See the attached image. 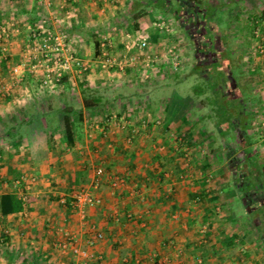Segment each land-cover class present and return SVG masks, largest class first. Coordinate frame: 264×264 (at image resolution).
<instances>
[{
	"label": "crops",
	"instance_id": "obj_1",
	"mask_svg": "<svg viewBox=\"0 0 264 264\" xmlns=\"http://www.w3.org/2000/svg\"><path fill=\"white\" fill-rule=\"evenodd\" d=\"M173 1H176V5ZM233 1L243 3L244 0ZM157 2H162L161 8H164L160 15L146 8V5ZM58 6L54 7L53 4L46 7L38 0H0V22L11 18L18 23L21 31L27 32L33 25L36 27L43 17L49 18L55 30L68 33L70 49L81 46L77 55L88 67L85 72L73 68L52 87L42 86L40 74L29 70L24 71L20 78H14L17 85L7 76L1 80L6 94L0 98V126L4 127L0 158L6 159L8 172L20 174L21 182L26 174L34 173L32 180L37 179L42 187L32 192L36 200L23 211L0 216V224L6 227L7 232V240L3 241L5 245L1 246L0 243V264H187L191 257L185 256L187 242L184 240L190 238H186L187 233L180 232L179 225L182 224L183 230L185 220L196 222L199 217L202 224L199 228L202 229L192 235L191 240H194V246L202 247L196 252L204 259L200 264H223L219 263L222 257L217 252L227 255L229 262L225 264H250L249 260L240 263L241 254H248L252 249V246L243 244L245 232L232 230L235 223L243 224L246 219L236 222V218L230 216V241L225 235L224 240L221 238L217 241L219 237L209 231L210 225L212 229L216 227L213 224L220 222L224 228L226 218L222 216L218 219L220 221L209 218L208 223L212 221L210 225L203 222V216L207 215L203 214L204 209L208 208L210 202L202 205L203 212L199 215L189 213V218H182L180 208H184L185 199L190 198V189H185L183 179L175 182L169 178L172 173L180 177L186 175V163L179 155L180 148L177 145L176 152H173V148H168L169 142L172 147L174 141L180 144L187 141L200 143V136L205 134L202 131L204 127L199 128L200 133H195V130L193 133L192 130L200 118L206 116L210 119L211 115L207 112L212 111L207 107L209 101L204 98L211 92L209 87L196 91L199 95L190 91L184 93L183 88L178 90L182 87V80L188 78L190 73L195 80L205 77L210 81V66L222 61L224 67L221 68L225 71L222 78L217 79L219 84L214 81L213 86L218 90L212 89L216 93L218 91V101L221 104L230 102V80L232 91L239 92L241 96V91L245 90L242 86L244 83H239V76L234 71L235 61L231 57L230 43H226V37H230V0H204L199 8L185 5L180 0H74L68 8ZM174 6L175 17L182 19L180 35H177L175 24L169 17L172 16L169 11L174 10ZM67 11L72 18L67 17ZM213 11L214 14L209 15ZM218 12L225 14L224 24L222 20L217 22L214 18ZM261 13L264 18V11ZM137 14L142 17H137ZM146 14L150 15V20L145 17ZM153 15L164 17L171 29L167 32L154 26ZM245 20L242 25L237 22L232 25L236 31L245 28L247 35V29L253 30L254 23L260 20L255 19V14H249V19ZM129 26L134 30L132 32L143 30L149 33V47L161 48L157 53L148 50L149 54L159 56L155 67L149 68V78L143 77L146 69H143L141 62H138L140 69L126 67L118 72L117 67L103 70L97 62L99 42L104 36L110 41V50L121 59L122 38L117 40V36L129 32ZM187 29L190 31L187 32ZM206 30H211L213 35L208 36ZM221 31L227 35H221ZM185 39L193 41L199 48L200 43L204 44L202 54L197 49L192 56H184V46L187 49L190 45H183ZM207 39L214 40L213 46L209 45L210 42L205 45ZM26 41L29 42V39ZM171 46L177 50L180 64L185 68L187 64L190 66L196 62H204L205 68L201 72H193L192 69H200L199 64L192 67L189 73L178 76L177 70L171 69L169 61L161 57L164 50ZM217 54H223L224 59ZM240 55L239 52V60ZM1 70L5 69L0 66ZM165 92L169 95L166 96ZM240 96L237 104L233 105L234 110L244 109L241 112L243 122L240 120L243 124L240 121L238 124L248 127L252 115H245L248 112L246 105H252V101L250 95L243 100ZM261 97L264 99V93L261 96L258 94L257 100ZM84 98L90 100L93 106L84 107ZM68 107L81 111V121L76 123L77 139L72 146L66 143L60 112ZM235 117L233 115L232 119ZM262 120L264 117L259 119V124ZM232 123L235 128L234 120ZM24 128L25 131L22 130ZM217 128L220 136H225L223 142L230 141L229 131L223 133L219 125ZM206 137H209L207 141H214L212 135ZM256 140L258 145L262 143L264 146V134L261 132L247 129L243 134L242 142L247 147ZM248 151L251 156L243 158V162L231 163L234 172L242 166L246 170L253 168L259 172L264 168V159L261 162L252 154V149L248 148ZM209 157L204 155L200 158L202 161L194 168L197 170L199 167L198 173H207ZM232 157L230 155V159ZM97 166L104 168L103 175H95ZM2 169L0 166V173ZM160 173L165 177L164 182L153 181V176ZM241 180L234 184L233 179V185L235 190L244 192L248 198L255 188L252 184L240 183ZM80 188H87L102 202L97 205H74V194ZM68 197L73 199L69 207L66 206ZM235 199L241 205L245 203L237 193ZM263 202L261 200L258 205ZM246 218L252 219L250 215ZM258 222L261 226L260 241L264 245V216L258 217ZM97 232H101L103 237L96 238ZM67 237L74 238V246L60 249V243ZM223 241L230 244V248L224 252L217 249L225 247L221 244ZM238 243L242 245L235 249L233 246ZM74 247L86 250L87 255L75 253ZM257 250L260 256L264 254V247L261 250V246L257 245ZM229 254L237 257L236 263L232 262L234 259ZM200 255L196 257L200 258Z\"/></svg>",
	"mask_w": 264,
	"mask_h": 264
},
{
	"label": "rangeland",
	"instance_id": "obj_2",
	"mask_svg": "<svg viewBox=\"0 0 264 264\" xmlns=\"http://www.w3.org/2000/svg\"><path fill=\"white\" fill-rule=\"evenodd\" d=\"M52 2V5L54 4L55 6L60 5V3L58 4L59 0H50ZM245 2L247 4H245ZM173 3H175L176 5V1H173ZM162 2H157V3H151L150 5H146V8L152 11H155V13H157V15H160L161 11H164V8H161L162 6ZM59 8V6H58ZM66 8H68V5L66 6ZM171 9L169 11L170 14H172V16L170 17V21L172 20L173 23L175 24V30L177 31V35H180L181 27L180 25L182 24L181 20L182 19H177L175 17L176 15V6H174V10ZM159 11V13L157 12ZM261 11H264V0H244L243 3H235L234 1L231 2L230 0V37L228 38V36L226 37V43L228 45V43H230V53H231V57L234 59V71L237 74V76H239V83L242 85L244 83V89L243 90L245 97L243 99H245L248 95H250V99L252 101V105L247 104V111L245 113L246 116L248 115H252L251 120H250V126L246 127L241 125L243 123H241V121L243 122V120L241 119V117H243V115L241 114V112L244 110H234L235 103L236 100L238 99V97L240 96L239 92L237 91H232V80H230V102H223L222 104L218 101L217 98V93L214 90H218V88H214L213 84L214 81L218 83V80L220 77L222 78V73H224V68L222 69L221 67H224V63H222V61H220V63H214L213 66H210L209 70L210 71V77L212 78V80H207L205 77H201L200 80H195L194 77L192 78L191 74L189 73L190 70L192 69V67H198V65L200 64V69L199 68H195L192 69L193 72L194 71H202L203 68V63H191L190 66L187 64V68H185V65L180 64L179 67L176 69L177 70V74L178 76L182 75L183 73H189L188 78H186L185 80H182V87L180 89H178L179 91L183 88L184 89V93H186L187 91H190L191 93H193L194 95L198 94L196 93V91L200 90V89H204L205 86H208V90H210L211 92H209L208 94H206L207 96L204 97L207 102L209 101V105H207V107H209L210 113L207 112L209 115H214V117L210 119L208 117H204V118H200L196 124H195V128H193L192 132L194 131L195 133H200V129L199 128H203L202 131H205V134L203 136H200V143L199 142H186L183 144L180 143H175V141L173 142V147L170 146L171 142H169L168 148H173V152H176L175 147L178 145V148H180L179 151V155H181L184 158V162L186 163L185 168H186V175L184 174L183 177L179 176L177 173H172L169 175V178H171L173 181L177 182L178 179H183V186L188 189H190V192H198L201 190L202 185L199 183V181L201 179H205V183H208L210 185H215L217 188L218 193L217 195V201L216 203V207L220 208V214L223 218H227V216H229V219H225L228 220L229 223H227V225L224 227L225 228V234L220 233V228L218 227H213L211 229L210 227V232H213V234L215 233L216 235H218V240L219 241L221 238H223V236H227L226 238L227 241H230V216H234V218H236V222L238 220H242V218L246 221L242 224L241 222H237L235 223L234 227L232 228V230L236 231L237 233H242L245 232V236L244 237V241L243 244L250 247L252 246V249H250L251 251H249L248 254H241V252L239 251V253L241 254L240 256V263L244 262L245 260H249L250 264H257V263H261L264 264V254H262L260 256V252H258L257 250V245L261 246V250L263 249L264 245L263 242L260 241V232L257 229V227L255 226V222L253 220H247V214L245 211V205H241L240 203H238L235 199L234 201V197L235 194L237 193V195L239 194L238 190H235V187L233 185V179L234 176L238 173L237 171L234 172L233 169H231V167L229 165H231V163L233 164L234 161L237 162H243V158H247L249 156H251V154L249 155V151L248 148H250V150L252 149V154H254V156L257 157V159L261 160V162L264 159V146L261 143L260 145H258L257 140L251 142V144L249 145V147L245 146L243 141V134L246 133L247 129L261 132L262 134H264V129L262 128V125L259 124V119L261 117H264V99H262V97L257 100V96L259 94V96H261V93H264V18L262 17L263 14L261 13ZM215 11L213 12H209V15L212 16V14H214ZM261 13V15H260ZM238 17H236L237 15ZM249 14H255V19L257 18L258 22L254 23L253 26V30H252V35H246L244 29L245 28H240L239 30H235L233 25L237 22L240 25H242V23H244L245 19H249ZM124 15V13H123ZM149 20H150V15L146 16ZM144 17V18H145ZM153 18L155 19L154 21H159L160 19L162 20V17H157L156 15H153ZM164 18V17H163ZM174 18V20H173ZM214 18L216 19L217 22H220L222 20V24H224V18H225V14H221V12H218ZM246 21V20H245ZM15 24V27L13 30L14 31H9V36L6 38V42H7V49L5 50V53L2 54L0 52V57H4L5 55L9 56L10 59L7 63L8 65V70L5 69L4 71H0L1 75H0V98H4L5 96V88L1 87V83H2V78L4 77H10V79L15 82V84L17 85V81L13 78H11V73H10V68L11 66H13L14 64H16L15 62H19L20 59L22 60L24 58V53L26 50V45L28 44V42L26 41V39L28 37H26V35L30 32L31 29H29V31L27 32H23L21 31V27L18 25L17 22L13 21ZM121 22V21H120ZM263 22V23H261ZM122 24V22L120 23ZM233 24V25H232ZM238 24V25H239ZM122 26V25H121ZM154 26H156L154 24ZM17 29V31H16ZM130 31L125 32V33H130V35L132 36V34L134 35V33H140V34H144L147 35L150 38L149 33L144 32L143 30H137V32H132L134 30H131V26H129ZM207 29V28H206ZM234 29V30H233ZM181 30V31H180ZM184 31V30H183ZM187 32L190 31V29L186 30ZM207 32V30H206ZM228 32V31H227ZM116 33V32H115ZM125 33L123 32L122 35H118L117 36V40H119V38L121 39H125L124 35ZM220 33V32H219ZM205 35V33H203ZM221 35H227L225 33H220ZM183 35L184 32H183ZM207 35H213V33L211 32V30H209L207 32ZM186 36V35H185ZM189 37V36H188ZM228 38V39H227ZM207 43L205 45H208V43L210 42L209 45L213 46V44L215 43L213 39H207ZM203 43V41H202ZM184 44L189 45V47L184 46L185 51L184 52V56L190 57L193 55L194 51H197L200 54L201 51H203L204 44L200 43V48L197 46V44H194L193 41L191 40H187L185 39ZM149 45V43H148ZM181 46V45H180ZM81 46H75L73 49L71 50H77L80 48ZM182 47V46H181ZM198 47V48H197ZM190 48V50H189ZM160 47H148V50L150 51H154L155 53H157L158 51H160ZM206 49V48H204ZM207 49H209V47H207ZM215 49V48H214ZM157 50V51H156ZM227 50H229V48H227ZM191 51V52H190ZM122 54L124 52V49L121 50ZM189 52V53H188ZM209 52V51H208ZM239 52L241 53L240 55V60L237 58V54L239 55ZM117 54V53H116ZM217 56H219L217 54ZM223 56V54H222ZM219 56V57H222ZM120 58H122V55L120 56ZM223 58V57H222ZM221 58V59H222ZM224 59V58H223ZM239 60V61H238ZM237 61V62H236ZM205 65V64H204ZM131 68V67H129ZM205 68V66H204ZM203 68V69H204ZM132 69V68H131ZM133 69H140V64H135L133 66ZM111 70V69H110ZM114 70V69H112ZM109 71V70H106ZM121 71L119 69H116V72ZM6 72V73H5ZM198 73V72H197ZM199 74V73H198ZM206 75V74H205ZM224 77V76H223ZM248 80V81H247ZM197 81V82H196ZM196 82V83H195ZM247 82V83H246ZM180 83V82H178ZM14 86V85H13ZM241 87V86H240ZM207 89V88H206ZM214 89V90H212ZM253 93H251L252 90ZM3 92V93H2ZM255 92V93H254ZM166 96L169 95L168 92H165ZM183 93V92H182ZM242 93V92H241ZM4 94V96H3ZM199 95V94H198ZM200 99V97L198 98ZM226 99V97H225ZM242 99V100H243ZM1 101V100H0ZM259 101V102H258ZM237 104V103H236ZM237 107V106H236ZM229 108H230V112H229ZM243 108V107H242ZM215 109V110H214ZM238 109V108H237ZM195 113V112H194ZM192 113V114H194ZM243 113V112H242ZM195 115V114H194ZM236 116V119H232V117ZM196 117H197V113H196ZM240 117V118H239ZM195 118V117H193ZM192 118V119H193ZM191 119V120H192ZM52 120L54 121V116L52 118ZM190 120V121H191ZM197 120V119H196ZM234 120L235 123V128L234 124L232 123V121ZM241 120V121H240ZM247 120V119H246ZM240 121L241 124H238V122ZM186 122V121H185ZM215 122L217 123V125H219L222 128V132L226 133V131L228 130L230 135V141H224L225 140V136H220L219 132H218V128L217 125H215ZM233 128V129H232ZM197 129H199V131H197ZM25 131V128L22 129ZM2 131H4V127L0 126V146L3 142V136L1 135ZM193 132V133H194ZM214 132V133H213ZM25 133V132H24ZM172 137L174 136V134H171ZM212 135V138H214V141H207L206 136ZM170 146V147H169ZM210 156L209 159H207V161L209 160V165L206 167L207 173L206 174H200L198 173L199 167L197 170H195L194 168L197 167V165L199 166V162L202 161V156ZM230 155H232L233 157L230 159ZM193 156H196L195 159H192ZM200 160V161H199ZM169 163V162H168ZM6 159L0 158V166L3 168L0 173V193L3 191H19L21 188H24L28 193L32 194L33 191H37L39 188H41L42 186L39 184V181L36 180H32V177H34V173L31 174H26V176H30V177H26L25 176V180L24 181H20L22 179H20V174L15 173L14 171H7L8 168L6 169ZM213 167V169L211 168ZM188 168V169H187ZM193 170H195V172H193ZM5 171L7 173H5ZM209 171V172H208ZM9 174V175H7ZM12 175V176H11ZM10 176V177H9ZM168 178V177H167ZM20 182H19V181ZM123 183H126L125 181H123ZM181 183V186H182ZM95 184V183H94ZM235 184V183H234ZM177 185V184H176ZM174 186V185H173ZM196 188V189H195ZM238 189V187H237ZM92 194V193H91ZM175 194V193H174ZM190 197V196H189ZM187 198V197H185ZM260 201L257 200L256 202L252 203V202H248V204H250V207H256V205L258 206V203ZM185 203V207L184 208H180L181 209V217L182 218H189L188 214H193V216H197L200 213L203 212L202 209V205L205 203L202 200H198V199H190L187 198L184 201ZM223 207H225V211H222ZM252 207V208H253ZM261 209V208H260ZM258 209V210H260ZM205 210V209H204ZM217 210H219L217 208ZM173 214H175L173 212ZM195 221V220H194ZM201 220L200 217L198 219H196V222L193 221H189L188 219L185 220V226L184 229L182 230V224L179 225V230L182 233H187L186 238L189 237L190 239L184 242L186 243V247H185V251L186 253V258H189V262L186 261L187 264H200L198 263V256L195 255L196 252H198L199 250H197L196 247H198V245L195 247L194 246V240L192 241V235L196 234V232H198V230H201L202 227L199 228ZM191 223V224H189ZM1 226L0 224V229L1 232L3 231L5 232L6 227ZM11 230V229H10ZM0 232V233H1ZM33 233V232H31ZM222 234V235H221ZM221 240H224L221 239ZM4 240L0 239V243L1 246H4L5 244L3 243ZM221 244L225 247H219L217 249H221L224 251H227L228 248H230V244L227 243L226 241L221 242ZM237 245V246H236ZM233 247H236L235 249H238V247H241L242 243H238ZM243 245V246H244ZM263 246V247H262ZM187 248V249H186ZM61 249V248H60ZM202 249V248H200ZM238 251V250H237ZM216 254H220L222 257V260H220L219 258V263H223L225 264V262H229L227 261L228 258L226 257L227 255H222L220 252H217ZM197 256V257H196ZM229 257L233 258L234 261L236 263V256L235 255H231L229 254ZM203 258L202 256H200V259ZM242 258V259H241ZM204 260V259H203ZM224 261V262H223ZM203 261L201 260V263ZM218 262V261H217Z\"/></svg>",
	"mask_w": 264,
	"mask_h": 264
},
{
	"label": "built area",
	"instance_id": "obj_3",
	"mask_svg": "<svg viewBox=\"0 0 264 264\" xmlns=\"http://www.w3.org/2000/svg\"><path fill=\"white\" fill-rule=\"evenodd\" d=\"M46 7L52 6L50 0H38ZM74 0H60V6L65 7ZM68 18H72V14L69 11L65 12ZM74 19V18H73ZM14 20L6 19L0 22V51L2 54L7 49L6 38L9 36V31H14ZM153 24L159 29L169 31L171 28L169 23L162 17V20L154 21ZM17 31V29H16ZM125 39H122L124 54L122 58H117L110 50V41L108 37L104 36L99 42V54L97 56V62L103 70H110L116 68L124 70L126 67H131L141 62L144 66L143 77L149 78V68L155 67L156 62L159 60V56L151 55L148 52L149 37L144 34L134 33L132 36L130 33H125ZM32 40L26 45L24 58L11 66L10 73L14 78H20L24 71H31L33 73L40 74L41 85L44 87H52L53 83L61 80L63 75L73 68L85 72L87 65L85 61L77 55V50H71L69 48V36L65 30H55L50 23L49 18H44L36 25V29L31 34ZM147 51V53H145ZM140 56L142 58H140ZM161 57L167 59L171 65V69L176 70L180 65L179 54L175 47L171 46L164 50ZM156 61V62H155ZM41 72V73H39ZM260 125L264 129V120ZM104 173L102 166L95 168V175L101 176ZM102 202L101 198L93 196L87 188H80L74 194V205L88 204L97 205ZM101 232L96 233V238H102ZM92 242V241H91ZM74 246V238L67 237L60 243V248L66 250ZM75 253L87 255L86 250H79L74 247ZM198 263H201V259L198 258Z\"/></svg>",
	"mask_w": 264,
	"mask_h": 264
},
{
	"label": "trees",
	"instance_id": "obj_4",
	"mask_svg": "<svg viewBox=\"0 0 264 264\" xmlns=\"http://www.w3.org/2000/svg\"><path fill=\"white\" fill-rule=\"evenodd\" d=\"M179 1V0H178ZM204 0H180V2L185 3V5H189V6H197L199 8V6L203 3ZM137 17H142V15H138ZM34 18V17H33ZM1 20V18H0ZM34 19H32V22ZM36 29V27L33 25V27L31 28L30 32L27 34V37L29 39V41L32 40L31 38V34L32 32H34ZM247 29V35H252V30ZM249 33V34H248ZM1 52V51H0ZM10 57L5 55L4 57H0V66L3 67V69L7 68V63L9 61ZM241 99L245 97V94L243 93V91H241ZM241 99L239 100V102L241 101ZM238 101V99H237ZM240 105V104H239ZM93 104L90 100H88L87 98H84V107L86 108H90L92 107ZM241 107V106H238ZM63 115V122H64V135L66 137V143L68 146H72L74 145V141L77 139L76 137V123L81 121V111L73 108V107H68V108H64L61 109L60 111ZM75 118V119H74ZM246 128V127H245ZM187 140V139H186ZM255 164V163H254ZM230 166V165H229ZM240 169L237 170V174L234 176L235 179V184L237 183V181L241 178L242 180L240 181V183H244V184H252L255 188L254 191L249 193L248 198L245 197L244 192H239V198L243 201H245L244 203V207H245V211L247 215H250L252 217L251 220H253L254 218V224L257 227V229L259 231H261V226L258 222V217L264 216V202L261 205H258L256 207L251 206L250 207V202L254 203L257 200L264 201V168H261V172L257 171V170H253V168H249L246 170V168L244 169V167H239ZM237 169V168H236ZM261 173V174H260ZM78 180V179H77ZM153 181H157L160 183H163L165 180V177L163 174H157L155 176H153L152 178ZM205 179H201L199 181V183L202 185L201 190L198 192H190V199H198V200H202L206 203L210 202L211 204L208 206L207 209H205V212H203V214L207 213V215L203 216V222H207L208 223V219L212 218L213 220H217L220 221L218 219H220V215L222 214V212L220 211L219 207H216V201H217V188L215 185H210L208 183H205ZM207 189V190H206ZM219 194V193H218ZM36 198L33 194H30L28 192H26V190L24 188H21L19 191H6V192H1L0 193V216L5 217L7 215L10 214H17L21 211H23L27 205L33 201H35ZM71 200H73L71 197L66 199V206L69 207L70 206V202ZM248 201L250 204H248ZM249 207V208H247ZM253 207V208H252ZM217 208L219 210H217ZM261 208V209H260ZM225 207H223L222 211H225ZM260 209V210H258ZM221 214H220V212ZM229 216H227L226 219ZM224 220V219H223ZM227 223H229L228 220H225ZM224 222V221H223ZM210 223H212V221H209V225ZM216 224H213V226H216L218 228H220V233L225 234V228H222L220 226V222H216ZM191 224V223H189ZM210 227H212V225H210ZM264 230V229H262ZM5 237L3 238V240H7V235L4 232L0 233V237ZM197 245H195L196 247ZM197 250L200 251L199 247H196ZM202 248V247H201ZM200 253V252H199ZM196 255H200V254H196ZM202 256V255H200ZM201 260H203V258H201Z\"/></svg>",
	"mask_w": 264,
	"mask_h": 264
}]
</instances>
